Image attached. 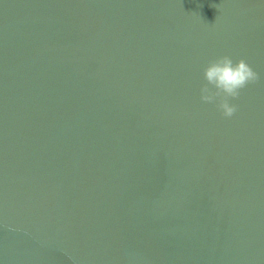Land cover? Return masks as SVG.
I'll return each instance as SVG.
<instances>
[{
	"label": "water",
	"instance_id": "water-1",
	"mask_svg": "<svg viewBox=\"0 0 264 264\" xmlns=\"http://www.w3.org/2000/svg\"><path fill=\"white\" fill-rule=\"evenodd\" d=\"M0 264H264V0H0Z\"/></svg>",
	"mask_w": 264,
	"mask_h": 264
},
{
	"label": "clouds",
	"instance_id": "clouds-1",
	"mask_svg": "<svg viewBox=\"0 0 264 264\" xmlns=\"http://www.w3.org/2000/svg\"><path fill=\"white\" fill-rule=\"evenodd\" d=\"M203 83L200 87V100L214 104L225 118H231L237 111V105L230 103L238 99L241 90L249 84H255L260 77L244 59L235 63L228 55L209 61L203 69Z\"/></svg>",
	"mask_w": 264,
	"mask_h": 264
}]
</instances>
